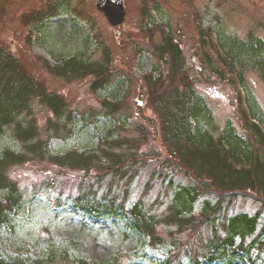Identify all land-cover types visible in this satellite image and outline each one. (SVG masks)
I'll return each instance as SVG.
<instances>
[{
  "label": "rangeland",
  "instance_id": "rangeland-1",
  "mask_svg": "<svg viewBox=\"0 0 264 264\" xmlns=\"http://www.w3.org/2000/svg\"><path fill=\"white\" fill-rule=\"evenodd\" d=\"M95 2L0 0V47L11 54L26 75L47 91L59 94L66 102L67 112H73L72 122L64 123V132L57 137L49 128V121L55 122L50 111L35 105L33 118L53 154L91 150L112 129V135L136 133L138 104L144 102L140 77L157 63L153 44L159 42L161 30L170 33L182 47L196 90L211 113L212 120L206 126L211 134L219 137L228 123L241 131L240 104L245 106L247 101L264 120V80L251 62L245 61L243 54L240 57L245 66L234 60V68L243 70L244 86L218 80L202 66V53L209 50L200 47L199 34V30L208 33L224 56L222 50L228 51L232 45L230 38L246 40L253 33L264 41V0H124L125 20L117 26L109 24ZM106 54L115 74L111 84L97 93L90 87V75L61 77L49 68L72 56L94 62L105 59ZM123 97L127 107L123 117H131L124 129H114V120L103 115L106 107L101 102H117ZM152 148L160 158L155 155L150 165L162 171L164 149L154 134L143 149L151 152ZM4 149L20 150L10 132L0 138V154ZM150 169L140 172L126 194L122 187L111 192L119 196L125 214L108 218L98 212L89 213L84 207L86 203L77 201L83 200L92 181L90 175L57 167L47 160L11 166L9 177L32 201L0 227V256L48 257L44 264H67L62 255L101 263L117 256L122 264H160L176 242L180 257H200L214 227L196 223L193 228L177 229L162 223L171 192L151 177ZM105 186L103 183L96 188V197L103 196ZM136 201H141L145 214L157 219L156 234L162 241L156 239L150 244L145 238L144 242L143 235L132 226L134 215L129 211ZM256 207L249 198L239 202V208L250 212ZM252 257L253 263L244 264H264V249L254 248ZM178 263L175 259L167 264Z\"/></svg>",
  "mask_w": 264,
  "mask_h": 264
},
{
  "label": "trees",
  "instance_id": "trees-1",
  "mask_svg": "<svg viewBox=\"0 0 264 264\" xmlns=\"http://www.w3.org/2000/svg\"><path fill=\"white\" fill-rule=\"evenodd\" d=\"M199 34L200 47L209 50L202 53V66L210 75L244 86L242 68H234V60L241 62V66L246 65L240 57L243 54L244 60L251 62L264 80V41L260 37L250 33L246 40L230 38L232 45L228 51L222 50L226 53L224 56L208 33L199 30ZM153 55L157 63L140 77L144 102L137 103L136 133L112 135V129L91 150L72 149L53 154L48 139L43 138L33 118L35 105L50 111L55 122L49 121V128L57 137L64 132V123L72 122L73 112H67L66 102L59 94L47 91L26 75L11 54L0 47V138L10 132L20 146L18 152L4 149L0 154V227L32 201L9 177L8 171L13 165L47 160L57 167L90 175L91 184L83 200L77 198V201L86 203L84 207L89 213L98 212L108 218L125 214L119 196L111 192L122 187L126 194L140 172L151 167V177L171 192L162 223L177 229L193 228L196 223L214 227L200 257H180L175 242L171 244L173 251L170 248L168 258L160 264L175 259L178 264L253 263V249H264V120L248 101H244L245 106L240 104L241 131L228 123L219 137H215L206 127L212 116L205 99L196 90L179 41L161 30L159 42L153 44ZM49 68L61 77L90 75V87L96 93L111 84L115 74L107 54L105 59L94 62L72 56ZM101 104L106 107L103 115L114 120V129L128 126L126 120L131 116L123 117L122 113L127 111L124 97L117 102L103 99ZM152 134L159 137L164 149L162 155L165 157L160 163L162 171L150 165L157 155L154 149L151 152L143 149ZM103 183L106 185L103 196L96 197V188ZM246 198L256 204L254 211L239 208V202ZM129 212L134 215L132 226L143 235L144 242L145 238L150 244L161 239L156 234L157 219L145 214L141 201L132 203ZM219 228L222 231L219 232ZM62 256L66 257L67 264H122L117 256L103 263L84 257ZM47 258L8 256L5 259L0 256V264H44Z\"/></svg>",
  "mask_w": 264,
  "mask_h": 264
},
{
  "label": "water",
  "instance_id": "water-1",
  "mask_svg": "<svg viewBox=\"0 0 264 264\" xmlns=\"http://www.w3.org/2000/svg\"><path fill=\"white\" fill-rule=\"evenodd\" d=\"M95 7L104 14L111 26H117L125 20L124 0H96Z\"/></svg>",
  "mask_w": 264,
  "mask_h": 264
}]
</instances>
